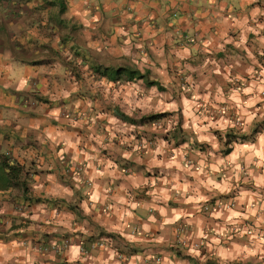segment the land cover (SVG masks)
I'll use <instances>...</instances> for the list:
<instances>
[{
	"label": "crops",
	"instance_id": "0c3cea01",
	"mask_svg": "<svg viewBox=\"0 0 264 264\" xmlns=\"http://www.w3.org/2000/svg\"><path fill=\"white\" fill-rule=\"evenodd\" d=\"M37 1L60 7L44 24L56 34L83 27L77 55L99 62L79 68L84 94L67 70L1 52L0 85L19 82L12 97L33 89L40 103L14 109L0 88V155L23 169L11 180L0 162V182H18L0 188V226L19 235L0 240V264H264V0ZM108 55L144 78L118 87ZM70 108L86 114L62 115ZM155 115L160 128L146 120ZM29 177L27 219L11 203Z\"/></svg>",
	"mask_w": 264,
	"mask_h": 264
},
{
	"label": "rangeland",
	"instance_id": "374dc122",
	"mask_svg": "<svg viewBox=\"0 0 264 264\" xmlns=\"http://www.w3.org/2000/svg\"><path fill=\"white\" fill-rule=\"evenodd\" d=\"M59 8L57 5H52L50 2H39L37 0H0V56H2L1 52L3 53L5 45L7 46L6 48L9 50V48L13 51H16L18 55V57H20L21 59L25 60L26 65H36L39 63L42 64H46L48 66H52V67H61L64 70L68 71L69 76L73 77L74 82L82 85L83 88V93H87L88 90L84 89L83 84L86 82V75L84 74V72L82 69V67L85 66H90L94 63L98 64L99 62V58L97 56H90L88 53L85 54L87 55V58L85 56H80L77 55V53H84V51L88 50V48L85 46V43L83 42L82 39V28L83 27H79L76 28L74 31L71 30V27H66V28H62V26L60 25V27H58V34H56L55 32H53L52 28H49L48 26H45L44 24H46L47 22H51L50 20H52L55 17L61 16L62 14L57 13V11H59ZM57 13V14H55ZM50 30V31H47ZM67 36H71V39L74 37L75 41H74V46H75V51L76 53L73 51L74 48H71L70 45H68L67 43H65V40L67 38ZM50 39L52 44L49 45L51 46V52H49V55H44V50L41 53V47H44L42 44V41H45V39ZM64 38V39H63ZM23 39H30V42L32 43V46L30 44V42H24ZM38 41H40L41 43H39ZM54 41L57 42L58 45V49L61 48V50H63V52H61V54L59 55L57 50L55 49V47H52L54 44ZM30 46L31 49L28 47ZM38 46L37 50H34L35 47ZM25 47H28V56L23 58L21 56V52L25 51ZM45 48V47H44ZM36 51V54H35ZM91 52L93 50H90ZM41 53V54H40ZM93 53V52H92ZM4 54V53H3ZM39 56V57H38ZM46 56V57H45ZM108 56H105V59H102L103 61H101L102 67H115V68H119L120 66L122 67H130L131 63L129 61V59L123 57L121 63L119 62V64H111L108 61ZM90 57V58H89ZM113 58V56H111ZM1 60L5 61L4 62H0L1 65H8V58H1ZM84 65V66H83ZM110 65V66H109ZM120 65V66H119ZM94 66V65H92ZM111 67V68H112ZM100 68V67H99ZM79 69V70H78ZM107 69V68H103ZM111 70V69H110ZM62 73V72H61ZM103 73H100V75H102ZM19 75V74H18ZM57 75V74H56ZM55 75V76H56ZM62 76L64 77L65 80H67L69 77L67 75H65L64 73H62ZM20 83L22 80V77L20 76ZM70 79V78H69ZM117 81L122 82L120 83V85H117L118 87H122L125 86L126 83H129L130 80L127 79L124 76H121L120 78L117 79ZM66 82V81H65ZM30 86L34 87V85H36L37 80H34L32 78V80L29 81ZM28 83V85H29ZM19 86V82L16 84L15 87H9V86H4L0 85V88L3 90L2 93V97H6L9 100H13L14 101V109H18V107H22L25 108L26 112L28 114H32V111L34 112L35 109L37 108V106L40 103V100L38 97L35 96V94L33 93V89H31V91H28L27 94H17L14 97H12L13 93H15L14 89ZM95 87V92L96 95H98V90H100V86H98L97 84H94ZM108 87V86H107ZM107 87H105L104 89H108ZM110 93L113 94L114 92V88L110 85ZM102 89V88H101ZM82 92L79 90L76 92V95L81 96L82 97ZM94 93V92H93ZM93 97H97V96H93ZM112 107L113 104H112ZM107 109H110L111 107H106ZM62 115H68L69 117H71L72 119H82L84 117V114H86V112H81V111H75L74 109H64L62 111ZM153 121H156V119L150 121L151 123ZM232 138V137H231ZM5 139V136L2 137V140ZM239 139L240 141L243 140V138L235 136L234 140H232L233 142ZM253 139V138H249ZM227 140V139H226ZM33 140H30V142ZM155 142V139L152 138L150 139L147 143L148 144H152ZM142 141L140 139L139 141V146L142 147ZM0 149H2V146L0 145ZM3 156H5L6 158H8L10 161L8 162L6 159H3ZM0 162H5L7 163L8 166L10 167H17L18 165L15 163L16 161L13 160L12 157H10L9 155L6 154L4 155H0ZM14 162L13 165H11V163ZM16 164V165H15ZM20 172L23 173V169L20 167ZM29 174H27L28 176ZM34 179L30 178L27 179V185L25 187V189H23L21 187V190L23 191V194H27L22 196V197H17V195L15 196V200H13V202L11 203V208L12 211L14 213V215L20 216V217H24L26 216L27 219L30 216L29 213H31L32 206H35V204L38 201H31L32 200V196L31 195V187L29 185H32ZM18 182H13L10 185L5 186L4 184H2L0 182V188L7 190V188H9V186H13V188H15L17 186ZM22 184V183H21ZM24 184V183H23ZM3 185V186H1ZM11 190V189H10ZM11 192H15L11 191ZM30 194V195H29ZM20 199V200H19ZM26 201H28V204L26 203ZM31 203V206L30 204ZM8 222V221H7ZM11 222V221H10ZM8 223V225H10L11 223ZM9 226L6 227V225H2L0 226V240H6L8 238V236L10 235V237L12 236H19L18 232H17V226L15 227V225H12L10 228H8ZM22 230V228H21ZM44 233H48L49 235H54V232L51 231L50 228H45ZM26 237H25V243L30 244L31 247L34 246H38V242L36 240L35 237H33V235L31 234L32 232H26ZM63 246L66 247L69 245V242H67V244H65V241H63ZM41 249L37 248L36 250L39 253H48V251H50V248L48 247H40ZM54 251H56L54 249ZM58 251V250H57ZM30 264H41L39 260H34L32 261Z\"/></svg>",
	"mask_w": 264,
	"mask_h": 264
},
{
	"label": "trees",
	"instance_id": "16d2710c",
	"mask_svg": "<svg viewBox=\"0 0 264 264\" xmlns=\"http://www.w3.org/2000/svg\"><path fill=\"white\" fill-rule=\"evenodd\" d=\"M107 70H109V69L108 68L105 69V71H107ZM110 72H111V77L110 78H111V80H114V81H117V79L120 78L123 74H126L127 75V78L129 80H132L133 78H138V79H143L144 78V76H142V75L140 76L137 71L131 70L127 66L126 67H120V68H117L115 70H111ZM102 76H106V74L103 73ZM148 85H150V86H159L156 82H149ZM158 88H160V87H158ZM160 116L161 115H155V116H152V117H150V118H148L146 120L147 121L148 120L149 121H152L154 119L159 118ZM122 120L127 121V122L129 121V119L126 118V117H124V116H122ZM131 123H134V121H131ZM231 140H234V137L230 138L228 136L226 143L229 144L231 142ZM3 168L7 171L6 176L9 177L11 180L17 179V176L20 174V170H21L19 166H17V167H10L5 162L3 163ZM8 182H9V180H8ZM20 186L23 189H25V185L23 183Z\"/></svg>",
	"mask_w": 264,
	"mask_h": 264
},
{
	"label": "built area",
	"instance_id": "2783aa9c",
	"mask_svg": "<svg viewBox=\"0 0 264 264\" xmlns=\"http://www.w3.org/2000/svg\"><path fill=\"white\" fill-rule=\"evenodd\" d=\"M221 111H224V112H225L224 109H222ZM151 124H152V126L155 127V128H160V127H161V123H160V121H158V120L153 121ZM228 207H229V206H228ZM67 242H68V241H65V244H67ZM63 244H64V243H63ZM92 246H93V248H94V247L98 246V243H96V242H95V243H92V244H91V247H92Z\"/></svg>",
	"mask_w": 264,
	"mask_h": 264
}]
</instances>
